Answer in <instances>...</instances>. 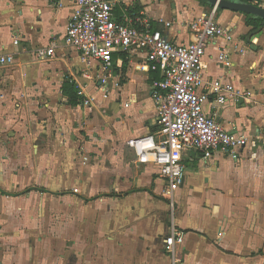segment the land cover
Listing matches in <instances>:
<instances>
[{
    "label": "crops",
    "instance_id": "crops-1",
    "mask_svg": "<svg viewBox=\"0 0 264 264\" xmlns=\"http://www.w3.org/2000/svg\"><path fill=\"white\" fill-rule=\"evenodd\" d=\"M159 1L121 0V9L173 21L154 25L179 44L193 39L180 21L211 8ZM73 10L74 0H0V55L14 57L0 64V264H264V26L249 33L245 13L218 10L245 52L232 45L225 68L217 60L225 41L213 39L203 76L246 95L204 109L249 140L238 158L188 150L172 216L158 167L137 163L127 144L158 128L154 73L137 69L144 53L117 54L121 86L84 106L79 85L92 94L98 81L64 42ZM52 45L53 57H36ZM172 224L184 234L175 259L165 246Z\"/></svg>",
    "mask_w": 264,
    "mask_h": 264
},
{
    "label": "built area",
    "instance_id": "built-area-1",
    "mask_svg": "<svg viewBox=\"0 0 264 264\" xmlns=\"http://www.w3.org/2000/svg\"><path fill=\"white\" fill-rule=\"evenodd\" d=\"M218 7L190 20L180 21L190 30L193 39L179 44L155 28L160 22L170 27L173 21L153 19L145 11L129 12L121 9V0H74V10L69 17L64 42L81 53L84 73L98 81L97 92L79 95L83 105L91 107L99 99L110 97L111 90L121 86V74L114 69L115 55L144 53L137 69L157 72L153 78L151 98L157 110L158 128L155 132L127 140L134 149L136 162L152 163L166 181L164 195L174 215V195L183 183L186 165L184 154L188 150L202 152L210 158L215 152H223L234 158L248 143L246 134L228 131L216 114L205 112L204 106L211 102L218 109L232 99L238 102L246 95L230 82L218 78L207 82L203 76L207 45L217 38L225 41L217 60L225 68L232 66V45L239 48L232 30L217 20ZM18 44V39H15ZM35 55L39 60L55 55V46L38 47ZM122 58L119 57V60ZM12 54L0 55L2 66L11 65ZM184 234L172 224L165 238V246L173 258L176 246L182 244Z\"/></svg>",
    "mask_w": 264,
    "mask_h": 264
},
{
    "label": "water",
    "instance_id": "water-1",
    "mask_svg": "<svg viewBox=\"0 0 264 264\" xmlns=\"http://www.w3.org/2000/svg\"><path fill=\"white\" fill-rule=\"evenodd\" d=\"M211 6L219 9H227L235 12L251 14L264 19V7L245 0H206Z\"/></svg>",
    "mask_w": 264,
    "mask_h": 264
},
{
    "label": "trees",
    "instance_id": "trees-1",
    "mask_svg": "<svg viewBox=\"0 0 264 264\" xmlns=\"http://www.w3.org/2000/svg\"><path fill=\"white\" fill-rule=\"evenodd\" d=\"M201 3H203L204 5H209L206 0H199ZM245 1H254V0H245ZM211 6V5H209ZM212 7V6H211ZM219 9V8H218ZM247 16V24L249 26H252V29L250 30L249 33H252V32H257L259 31L263 26H264V19L260 18V17H255L251 14H245ZM155 28H158L157 26H155ZM125 66H124V69L125 70ZM154 76L155 78H159L160 74L157 73V72H154ZM153 80V78H151Z\"/></svg>",
    "mask_w": 264,
    "mask_h": 264
},
{
    "label": "rangeland",
    "instance_id": "rangeland-1",
    "mask_svg": "<svg viewBox=\"0 0 264 264\" xmlns=\"http://www.w3.org/2000/svg\"><path fill=\"white\" fill-rule=\"evenodd\" d=\"M170 1V0H169ZM263 0H259V2H262ZM160 3H162V4H164L166 7L168 6V1L167 0H160L159 1ZM156 4H157V2H156ZM156 4H154V5H156ZM170 9L172 10V2H171V4H170ZM246 21H247V19H246Z\"/></svg>",
    "mask_w": 264,
    "mask_h": 264
}]
</instances>
